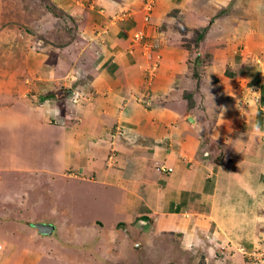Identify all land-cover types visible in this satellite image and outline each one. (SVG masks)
<instances>
[{
	"label": "crops",
	"instance_id": "0c3cea01",
	"mask_svg": "<svg viewBox=\"0 0 264 264\" xmlns=\"http://www.w3.org/2000/svg\"><path fill=\"white\" fill-rule=\"evenodd\" d=\"M54 2L61 7L69 4L73 14L87 8L79 24L89 33L87 42L98 47L87 61L95 73L81 79L73 72L72 79L83 80L102 95L83 103L75 95L72 118L65 122V115L50 102L26 106L19 100L18 107L12 91L5 94L0 88L10 100V107L0 106V149H7L6 158L0 155L4 160L0 172H43L51 178L64 177L73 168L85 175L76 178L89 190L97 184L109 187L103 199L120 200V212L127 214L129 222L119 220L110 228L98 217L91 219V227L82 222L76 228L81 232L80 246L92 240L106 246L101 252L105 253L127 237L137 248L143 241H131L126 229L120 228L141 224L148 230L139 232V238H150L148 243L153 244L162 242L164 233L174 235L177 252L202 254L204 264H262L261 258L247 253L264 245V50L251 48L253 41H264V0ZM176 6L189 26L184 33L172 27L171 10ZM193 28H205L195 52L206 59L198 64L191 62L176 40ZM133 34H138L137 39ZM244 39L251 44H244ZM247 46L252 57L248 50L239 49ZM73 50V60L60 63L76 68V63L81 65L76 55L90 58L89 49ZM227 61L261 67L255 78L259 81H253L251 72L231 68L233 78L250 83L243 92L229 87V98H223V83L229 78L224 76ZM144 83L150 90L143 91ZM218 111L217 139L225 158L216 164L205 152L196 158L194 150L198 153L201 145L196 119L214 117ZM120 121L129 136L122 135L118 125L112 133L113 123ZM38 130L44 131L46 140L50 136L53 144L44 151L41 163L33 165L41 157L32 146L33 139H39ZM140 138L149 144H139ZM18 218L0 207V231L8 232L0 236V264H31L48 256L38 250L44 238L20 228ZM35 222L55 227L50 221ZM57 226L60 231L65 227ZM19 236L27 247L16 242ZM101 247H94V252Z\"/></svg>",
	"mask_w": 264,
	"mask_h": 264
},
{
	"label": "rangeland",
	"instance_id": "374dc122",
	"mask_svg": "<svg viewBox=\"0 0 264 264\" xmlns=\"http://www.w3.org/2000/svg\"><path fill=\"white\" fill-rule=\"evenodd\" d=\"M86 10L87 8H83V11L79 8L73 14L70 12L71 8L69 4L67 7H61L56 5L54 0H0V88L3 89L5 94H8L10 90L12 91V101H15L17 106V101L19 100H22L23 102L21 103L26 106H39L43 101L45 103L50 102L55 106L54 109L59 114H62V117L65 115L64 120L67 122L68 119L72 118L71 108L76 102V99H74L75 95L79 96L78 102L80 103H83L81 102L82 100H86V102L95 100L94 98L92 99V96L97 99L102 95L99 92H95L94 88L88 86L83 80L78 82V79L75 81L72 79L73 72L81 79L87 78L86 75L88 73L93 75L95 73L87 61L94 58V55L98 51L93 48L98 47L91 46L87 42L89 40V33L84 31L83 27L79 24ZM179 11L180 8L177 6L171 10L173 16H175L172 27L182 31L180 33H184L185 30L189 29V26L185 25L182 21L184 14ZM199 28H193L191 29L192 32L188 35L181 34L176 39L181 48L188 51L191 62L196 64H198L197 61L200 59L204 62L206 59L205 56H198L195 52L199 45L198 41L202 37V31L205 30V28ZM198 32L201 33L199 38H197ZM132 38L137 39L136 34H133ZM243 43L251 44L246 39L243 40ZM252 43L251 48H261V50H264V41H253ZM73 48H84L85 51L89 49L90 58L77 56L75 50V58L78 61L80 60L81 65L76 63V68H72V66L69 68L66 63H60V61L67 62L73 60L71 59L74 55ZM248 48L250 46L239 49L248 50ZM237 50L235 49L234 52H237ZM250 51L246 52L252 57ZM235 55L237 54L233 53V57ZM237 61L241 60L238 59ZM58 63L60 64L58 65ZM69 63L71 64L72 62ZM64 64L66 65L64 66ZM192 66L193 69L191 68V71L194 70L195 75L197 71L196 66L195 64H192ZM231 68L241 73L244 70V73L251 72L254 82L259 81L255 78H258V73L262 71L261 67L254 68L246 66L245 63L244 65L240 62L232 64L231 61H227L224 76L226 79L227 77L229 78L223 83V98H229L227 94L229 87L240 88L243 92L244 87L250 83V80L243 79L242 77L239 79H236L237 77L233 78L234 71ZM149 71L151 72L150 74H153V67L150 66ZM146 86L148 84L144 83L145 90L143 89V91L150 90ZM135 87L137 89L141 88L139 86ZM105 91L107 90L105 89ZM5 94L0 93V106L10 107V100L4 97L6 96ZM2 97L5 99H2ZM43 97L48 98L44 99ZM220 118L221 112L218 111L214 117L205 120L199 117L197 118L198 120L196 119V123L200 124L199 131L201 133L199 135V131L196 132L197 136L200 137L201 143L198 147V153L197 148L194 150L196 158L200 159V156L203 157L204 152L216 164L221 163L225 158L224 147L219 144L217 139V127L220 124ZM184 120H187L186 116ZM120 123L124 124L121 121L113 123L112 133H115L116 126L118 125L120 127L119 130L123 132L122 135L129 136V133H124V131L126 132V128L124 129ZM43 132L38 130L39 139H33L34 144L32 146H36L37 152L41 156L40 160L36 159L33 161L34 159L31 158L34 162L32 163L33 165H37L42 160V155L46 148L47 150L50 149L52 147L51 144H53L51 137L49 136V139L46 140L45 133ZM18 138L20 139V137ZM18 138L16 139V141L18 140L17 142L20 141ZM139 142V144L148 145L150 141L146 138H140ZM6 150L0 149V155L3 158L7 157V154H5ZM0 161L4 160L0 158ZM167 169L170 170L171 168ZM68 171L64 173V177L53 176L51 178H48L43 172L34 173L25 170L0 172L3 177L2 181H0V207L12 211L15 216L20 217L18 218L20 228L31 232V234L34 233L37 237L44 238L45 240L40 245L42 249L38 250H44L48 256L43 257L40 261L35 260L31 264L205 263L203 260L204 255L202 254H195L193 256L190 251L177 252L180 248H178L177 242H174V235L164 233L165 235L161 236L162 239L159 240L162 242H154L153 244L148 243V241H151L150 238V240L144 237L139 238V232L142 233L148 230L146 226L141 224H135L131 229L127 225L124 228H120L126 229V232L131 235V241L144 242H142V245L139 244L137 246L138 249L135 248L134 243H131L127 237H124L123 241L119 240L116 244H112L111 247L113 249L107 250L105 253L101 252L104 249L106 250V246L101 247L96 245L95 242H91L92 240H90V244L80 246L78 242L81 240V236L78 235L81 232L76 228L82 222L88 223L84 225L91 227L90 225L94 224V222H91V219L98 217L106 223V228H110V223L119 220L129 222V219L125 212H120L122 208L121 203H119L120 200L112 202L108 198L103 199L102 196L109 190V187L97 184L93 188L91 186L89 190L83 182L77 180L80 175L85 176L84 174L73 171V168L68 169ZM112 192H114V189ZM114 197L116 198V196ZM25 219H29L31 222H26ZM36 220L53 222L55 227L52 233H39L37 228L32 225ZM58 223L65 225L61 231L57 228ZM87 232L90 234L92 230H87ZM7 234L8 232L0 231V236H6ZM15 240L16 242L20 241V247L28 246L23 244L24 241L20 236L19 239ZM94 247L97 249L101 247V250L96 249V252H94ZM17 248L14 251H18ZM248 255L257 259L261 258L262 264H264V245L263 247H257L252 252H248Z\"/></svg>",
	"mask_w": 264,
	"mask_h": 264
},
{
	"label": "water",
	"instance_id": "95a60500",
	"mask_svg": "<svg viewBox=\"0 0 264 264\" xmlns=\"http://www.w3.org/2000/svg\"><path fill=\"white\" fill-rule=\"evenodd\" d=\"M37 230L42 234H50L54 226L50 223L34 222L33 224Z\"/></svg>",
	"mask_w": 264,
	"mask_h": 264
},
{
	"label": "trees",
	"instance_id": "16d2710c",
	"mask_svg": "<svg viewBox=\"0 0 264 264\" xmlns=\"http://www.w3.org/2000/svg\"><path fill=\"white\" fill-rule=\"evenodd\" d=\"M197 36H198L197 38H199V37L201 36V33H200V32H198V33H197Z\"/></svg>",
	"mask_w": 264,
	"mask_h": 264
},
{
	"label": "built area",
	"instance_id": "2783aa9c",
	"mask_svg": "<svg viewBox=\"0 0 264 264\" xmlns=\"http://www.w3.org/2000/svg\"><path fill=\"white\" fill-rule=\"evenodd\" d=\"M138 36V34H136V37Z\"/></svg>",
	"mask_w": 264,
	"mask_h": 264
}]
</instances>
